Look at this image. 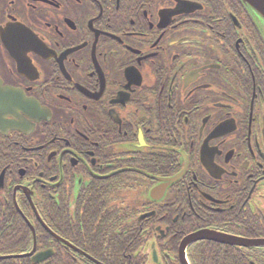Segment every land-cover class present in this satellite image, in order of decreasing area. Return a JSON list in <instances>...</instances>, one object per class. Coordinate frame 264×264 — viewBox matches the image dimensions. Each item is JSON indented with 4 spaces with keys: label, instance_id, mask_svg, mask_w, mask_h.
Segmentation results:
<instances>
[{
    "label": "flooded vegetation",
    "instance_id": "af4514ba",
    "mask_svg": "<svg viewBox=\"0 0 264 264\" xmlns=\"http://www.w3.org/2000/svg\"><path fill=\"white\" fill-rule=\"evenodd\" d=\"M262 27L240 0H0V264H264Z\"/></svg>",
    "mask_w": 264,
    "mask_h": 264
},
{
    "label": "water",
    "instance_id": "95a60500",
    "mask_svg": "<svg viewBox=\"0 0 264 264\" xmlns=\"http://www.w3.org/2000/svg\"><path fill=\"white\" fill-rule=\"evenodd\" d=\"M240 2L250 15L254 16V18L259 17L264 21V0H240ZM192 239L190 241H192Z\"/></svg>",
    "mask_w": 264,
    "mask_h": 264
},
{
    "label": "rangeland",
    "instance_id": "374dc122",
    "mask_svg": "<svg viewBox=\"0 0 264 264\" xmlns=\"http://www.w3.org/2000/svg\"><path fill=\"white\" fill-rule=\"evenodd\" d=\"M263 28V27H262ZM264 29V28H263Z\"/></svg>",
    "mask_w": 264,
    "mask_h": 264
}]
</instances>
